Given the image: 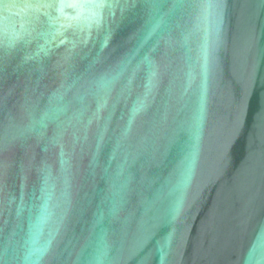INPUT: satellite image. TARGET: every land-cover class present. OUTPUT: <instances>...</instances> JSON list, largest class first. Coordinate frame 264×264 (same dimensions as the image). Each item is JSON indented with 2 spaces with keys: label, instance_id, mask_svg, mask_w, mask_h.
Listing matches in <instances>:
<instances>
[{
  "label": "water",
  "instance_id": "water-1",
  "mask_svg": "<svg viewBox=\"0 0 264 264\" xmlns=\"http://www.w3.org/2000/svg\"><path fill=\"white\" fill-rule=\"evenodd\" d=\"M0 264H264V0H0Z\"/></svg>",
  "mask_w": 264,
  "mask_h": 264
}]
</instances>
